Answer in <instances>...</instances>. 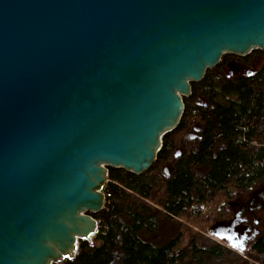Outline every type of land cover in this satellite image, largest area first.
Returning <instances> with one entry per match:
<instances>
[{
  "label": "water",
  "instance_id": "95a60500",
  "mask_svg": "<svg viewBox=\"0 0 264 264\" xmlns=\"http://www.w3.org/2000/svg\"><path fill=\"white\" fill-rule=\"evenodd\" d=\"M256 49L264 0H0V264L73 258L108 167L147 170L191 82Z\"/></svg>",
  "mask_w": 264,
  "mask_h": 264
},
{
  "label": "trees",
  "instance_id": "16d2710c",
  "mask_svg": "<svg viewBox=\"0 0 264 264\" xmlns=\"http://www.w3.org/2000/svg\"><path fill=\"white\" fill-rule=\"evenodd\" d=\"M230 58L252 74L228 76ZM183 102L147 170L108 167L107 202L91 214L97 233L55 264H264V207L244 248L209 233L264 183V50L224 54Z\"/></svg>",
  "mask_w": 264,
  "mask_h": 264
},
{
  "label": "flooded vegetation",
  "instance_id": "af4514ba",
  "mask_svg": "<svg viewBox=\"0 0 264 264\" xmlns=\"http://www.w3.org/2000/svg\"><path fill=\"white\" fill-rule=\"evenodd\" d=\"M234 57H242V56H234ZM231 60H234L238 63L239 70L237 72H233L232 75H229L227 62H229ZM224 71H226L228 76H233V75L238 74V73L242 74L243 72H246V74H248V72H251V74H252V71L246 70V68L235 58H230L226 61L225 66H224ZM248 75H250V74H248ZM246 195H248V194H246ZM244 196L245 195H242L241 199H237V200L233 201V203H232V205H233L232 216L230 218H228L227 220H218L211 225V227H212L214 224H217L219 222L224 224V225H228L230 222H233V228L232 229H228L227 231L219 230V232H218V230L217 231L215 229L214 230H215V232H218L221 235L230 236V239L222 238L220 240H223L232 246L241 247V248H244L245 244L254 237V235L256 233L255 229L254 228L251 229L248 222L250 221L251 217H253L255 215V213L259 211L261 205H264V198L262 199V201L258 202L257 206H254L253 202H255L258 197L257 196H251V198L248 199V201H244L243 200ZM253 206H254V208H253ZM211 227L209 228V230L211 229ZM230 230H233V231L230 232ZM228 233L231 235H228ZM212 236H214V235H212ZM215 238H217V237H215ZM217 239H219V238H217Z\"/></svg>",
  "mask_w": 264,
  "mask_h": 264
},
{
  "label": "rangeland",
  "instance_id": "374dc122",
  "mask_svg": "<svg viewBox=\"0 0 264 264\" xmlns=\"http://www.w3.org/2000/svg\"><path fill=\"white\" fill-rule=\"evenodd\" d=\"M248 195H245L243 197V200L244 201H248V199L251 198V196H257V200L255 202H253V205L254 206H257L258 205V202L262 201V199L264 198V183H260L258 185H256L254 187L253 190H251L249 193H247ZM253 206V208H254ZM264 205H261L259 211L261 210V208H263ZM259 211L255 213V215L253 217H251L250 221L248 222L249 223V226L251 227V229H256L255 228V224L258 223L259 221Z\"/></svg>",
  "mask_w": 264,
  "mask_h": 264
},
{
  "label": "built area",
  "instance_id": "2783aa9c",
  "mask_svg": "<svg viewBox=\"0 0 264 264\" xmlns=\"http://www.w3.org/2000/svg\"><path fill=\"white\" fill-rule=\"evenodd\" d=\"M103 192H104V195H105V202H107V201H106V197L109 195V193H107L104 189H103ZM105 202H104V203H105Z\"/></svg>",
  "mask_w": 264,
  "mask_h": 264
}]
</instances>
